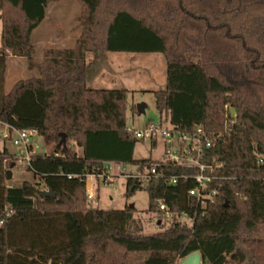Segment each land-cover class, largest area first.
<instances>
[{"label":"trees","instance_id":"trees-1","mask_svg":"<svg viewBox=\"0 0 264 264\" xmlns=\"http://www.w3.org/2000/svg\"><path fill=\"white\" fill-rule=\"evenodd\" d=\"M59 1L0 0V81L9 57L25 58L34 73L0 93V133L83 136L82 157L68 141L34 155L36 180L19 188L9 185L14 156L1 150L0 264H181L198 252L205 264H264V0H76L75 46L48 49L39 63L32 34ZM108 53L162 54L166 88L154 92L161 119L184 132L203 126L216 139L207 163L221 164L211 185L218 194L205 209L188 194L192 181L126 182L125 197L145 189L151 211L164 200L172 214L152 235L135 207L88 205V176L111 163H151L134 158L142 141L127 130L128 91L88 86L89 69Z\"/></svg>","mask_w":264,"mask_h":264},{"label":"rangeland","instance_id":"rangeland-1","mask_svg":"<svg viewBox=\"0 0 264 264\" xmlns=\"http://www.w3.org/2000/svg\"><path fill=\"white\" fill-rule=\"evenodd\" d=\"M82 11L81 5L76 0H61L52 4L47 9L44 21L32 34V42L35 47V59L42 62L44 52L48 49H72L81 35V31L76 29L77 18ZM2 26L0 25V28ZM1 38V36H0ZM1 46V42H0ZM88 60L93 59L89 54ZM124 62L123 70L119 72L116 62ZM7 78L5 93H9L13 86L21 81L30 79L34 73L28 70L25 58H15L8 60ZM0 70L2 66L0 65ZM125 72V73H124ZM122 86L114 85L112 81L120 78ZM124 77V78H123ZM167 78V62L162 54L159 53H108L102 55L101 59L88 71V86L97 90H116L127 87V125L135 130H142L148 123L159 122L161 116L156 108L155 90H165ZM123 79V80H122ZM144 105V112H139V106ZM4 137L8 132H4ZM13 137V136H11ZM61 138L55 137L53 141L48 138L35 135L31 139V145L35 148L36 155H52L60 142ZM69 142L74 155L83 156V136L72 134ZM2 150H7L15 155L17 149L11 140L2 139L0 143ZM164 150L160 143L157 148H153L149 141L138 143L135 148V160H157L162 158ZM130 169L134 167L130 165ZM13 178L9 181L11 187L19 188L24 182H34L36 177L27 166H16L12 168ZM108 172L105 167V173ZM111 173L116 174L113 170ZM87 186L89 191L95 193L97 206L88 199L91 208L104 210H121L126 206L134 205L137 213L136 220L143 227L145 235L155 234L169 226L163 214L150 210V197L145 189H141L131 197H125L126 179L116 177L114 182L105 184L101 178L88 177ZM161 223H163L161 225ZM182 262V261H181Z\"/></svg>","mask_w":264,"mask_h":264},{"label":"built area","instance_id":"built-area-1","mask_svg":"<svg viewBox=\"0 0 264 264\" xmlns=\"http://www.w3.org/2000/svg\"><path fill=\"white\" fill-rule=\"evenodd\" d=\"M127 130L138 141H149L153 148H157L161 143L164 150L162 158L151 160V163L146 165H132L133 170L130 169V165L111 163L106 165L108 172H104L102 175H90L91 177L101 178L105 184L113 183L117 176L123 177L126 182L137 180L145 185L162 182L166 186H177L180 182L192 181L195 186L188 194L195 200L198 207L205 209L208 204L214 201L218 189L212 190L211 185L216 180L214 173L221 169V164L207 163L209 152L215 146L216 139L212 138L203 126L199 125L192 131L184 132L172 125L166 118H162L159 122L148 123L142 130H135L128 125ZM5 132H8V136L4 137V132L0 133L1 139L8 138L11 132V136H13L11 141L17 149L16 162L22 167H30L32 157L36 155L35 148L31 145V139L37 135L36 132L20 131L8 126ZM171 169H183L184 172L175 174ZM113 170L116 174L111 173ZM87 186H89L88 183ZM88 199L95 206L98 205L95 193L92 191H89ZM156 202L158 207L154 212L163 214L166 222H170L172 214L166 202L164 200ZM179 220L183 224H193V219L188 214H182Z\"/></svg>","mask_w":264,"mask_h":264},{"label":"water","instance_id":"water-1","mask_svg":"<svg viewBox=\"0 0 264 264\" xmlns=\"http://www.w3.org/2000/svg\"><path fill=\"white\" fill-rule=\"evenodd\" d=\"M144 108H145L144 105L139 106V112L143 113ZM231 114H232L233 118L236 116L234 109H231ZM59 136H60L61 140L57 146V150H60L62 148H67V139H68L67 134L61 133ZM0 141H1V134H0ZM0 152H1V149H0ZM12 168H13V166H12ZM44 195L46 197H50V198L56 197V194L51 192V191L44 192ZM134 207H135L134 205H131V208H134ZM181 264H205V263L203 261V257L201 255V253L198 252V253L192 254V255L188 256L187 258H185L181 262Z\"/></svg>","mask_w":264,"mask_h":264},{"label":"crops","instance_id":"crops-1","mask_svg":"<svg viewBox=\"0 0 264 264\" xmlns=\"http://www.w3.org/2000/svg\"><path fill=\"white\" fill-rule=\"evenodd\" d=\"M0 25L2 26V21H1V14H0ZM0 36H1V38H2V27L0 28ZM1 38H0V42H1ZM1 47V46H0ZM10 59H13V57H9V59L8 60H10ZM8 60H7V68H8ZM116 64H117V67L118 68H120L119 69V72L120 71H122L124 68H123V66L125 65V64H127V62L126 61H124V62H121V63H119L118 61L116 62ZM7 70L8 69H6V73H5V80H4V82H3V84L1 83V81H0V93L3 91V93H5V87H6V78H7ZM125 73V72H124ZM122 77L120 76V78H115V79H113L112 81L114 82V85H116V86H122L121 84H123V82L124 81H126V78H124V81L122 82L121 80H119V79H121ZM167 79V78H166ZM123 80V79H122ZM121 89H125V90H127L128 92H129V89L127 88V87H125V88H121ZM11 91V90H10ZM158 90H155L154 92H157ZM5 94H7V93H5ZM1 141H2V139H1ZM1 141H0V143H1ZM1 149V148H0ZM2 150V149H1ZM89 187V186H88Z\"/></svg>","mask_w":264,"mask_h":264}]
</instances>
